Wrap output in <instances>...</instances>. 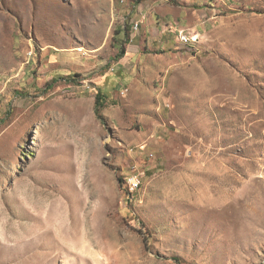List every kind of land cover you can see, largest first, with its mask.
Returning <instances> with one entry per match:
<instances>
[{"label": "rangeland", "instance_id": "374dc122", "mask_svg": "<svg viewBox=\"0 0 264 264\" xmlns=\"http://www.w3.org/2000/svg\"><path fill=\"white\" fill-rule=\"evenodd\" d=\"M160 1L0 0V264H264V0Z\"/></svg>", "mask_w": 264, "mask_h": 264}, {"label": "bare ground", "instance_id": "6f19581e", "mask_svg": "<svg viewBox=\"0 0 264 264\" xmlns=\"http://www.w3.org/2000/svg\"><path fill=\"white\" fill-rule=\"evenodd\" d=\"M184 32H186V30H180L178 31V36L180 37L182 42H195L197 40V38H188V37H198L196 33H188L187 32V36H184ZM129 180V186L131 191H135L137 190V179H132V176L128 178ZM141 180L138 183V188L140 186ZM58 215V214H56ZM76 214H72V220L73 217ZM52 224L54 226L55 231L57 232V234L61 237V238H56V241H53V248H51V252L57 250V248H60L61 245H64V241L67 240L68 238L70 239H76L77 238V231H71L70 224L68 223L67 219L61 220L59 221V219L55 218L54 220H52ZM45 234H51V232L46 231L44 232Z\"/></svg>", "mask_w": 264, "mask_h": 264}, {"label": "crops", "instance_id": "0c3cea01", "mask_svg": "<svg viewBox=\"0 0 264 264\" xmlns=\"http://www.w3.org/2000/svg\"><path fill=\"white\" fill-rule=\"evenodd\" d=\"M147 1H152V2H154V0H147ZM139 7V6H138ZM148 7H151V9H153V10H158V11H161V10H163V11H167L168 9H169V7L168 6H165L164 4H163V2L162 1H160V0H157V1H155L154 3H152V4H150V6H148ZM140 9H142V10H144L143 8H144V6H142V8L141 7H139ZM150 9V8H149ZM150 9V11L152 12L153 10H151ZM162 11V12H163ZM160 32V29L158 28V29H156L154 32H155V35H158L159 34V32ZM161 35V34H160ZM159 38H162V35H161V37L159 36ZM178 39V38H177ZM166 40H167V38H166ZM162 47H164V45H162Z\"/></svg>", "mask_w": 264, "mask_h": 264}, {"label": "trees", "instance_id": "16d2710c", "mask_svg": "<svg viewBox=\"0 0 264 264\" xmlns=\"http://www.w3.org/2000/svg\"><path fill=\"white\" fill-rule=\"evenodd\" d=\"M127 50L126 48H122V50L120 51V53L117 55V59H120L122 57H124V55L126 54ZM103 98H102V95L99 93L97 95V98H96V114L97 116L102 119L103 116H102V113H101V109L103 107V102H102Z\"/></svg>", "mask_w": 264, "mask_h": 264}, {"label": "built area", "instance_id": "2783aa9c", "mask_svg": "<svg viewBox=\"0 0 264 264\" xmlns=\"http://www.w3.org/2000/svg\"><path fill=\"white\" fill-rule=\"evenodd\" d=\"M184 36H185V37H188V36H187V32H184ZM188 38H198V37H188ZM0 95H1V93H0ZM132 179H137V189H138V183H139V181H140L139 176H137V175H133V176H132ZM128 183H129V180H128Z\"/></svg>", "mask_w": 264, "mask_h": 264}]
</instances>
